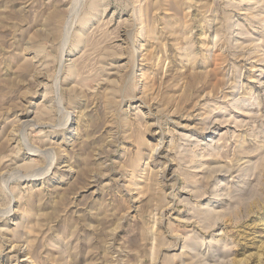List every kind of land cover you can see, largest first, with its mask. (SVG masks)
<instances>
[{
  "label": "rangeland",
  "instance_id": "1",
  "mask_svg": "<svg viewBox=\"0 0 264 264\" xmlns=\"http://www.w3.org/2000/svg\"><path fill=\"white\" fill-rule=\"evenodd\" d=\"M0 264H264V0H0Z\"/></svg>",
  "mask_w": 264,
  "mask_h": 264
}]
</instances>
